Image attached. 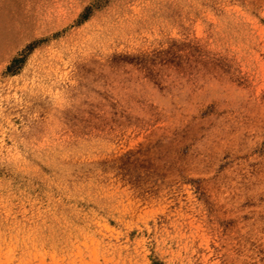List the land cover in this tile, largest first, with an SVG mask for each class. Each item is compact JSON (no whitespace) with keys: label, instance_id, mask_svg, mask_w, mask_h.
<instances>
[{"label":"rangeland","instance_id":"obj_1","mask_svg":"<svg viewBox=\"0 0 264 264\" xmlns=\"http://www.w3.org/2000/svg\"><path fill=\"white\" fill-rule=\"evenodd\" d=\"M0 264H264V0H0Z\"/></svg>","mask_w":264,"mask_h":264},{"label":"trees","instance_id":"obj_2","mask_svg":"<svg viewBox=\"0 0 264 264\" xmlns=\"http://www.w3.org/2000/svg\"><path fill=\"white\" fill-rule=\"evenodd\" d=\"M17 62H20V61H18V60H14L13 62H12V64L14 65L15 63H17ZM10 69V68H9Z\"/></svg>","mask_w":264,"mask_h":264}]
</instances>
